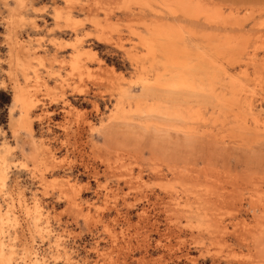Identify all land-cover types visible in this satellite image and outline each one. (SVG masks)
Instances as JSON below:
<instances>
[{"label":"rangeland","instance_id":"374dc122","mask_svg":"<svg viewBox=\"0 0 264 264\" xmlns=\"http://www.w3.org/2000/svg\"><path fill=\"white\" fill-rule=\"evenodd\" d=\"M18 2L0 0V237L14 262L264 264V0ZM69 6L77 35L54 33ZM185 6L220 11L236 48L213 49ZM156 20L183 34L151 52ZM191 69L195 89L170 86ZM16 85L43 103L31 132Z\"/></svg>","mask_w":264,"mask_h":264},{"label":"bare ground","instance_id":"6f19581e","mask_svg":"<svg viewBox=\"0 0 264 264\" xmlns=\"http://www.w3.org/2000/svg\"><path fill=\"white\" fill-rule=\"evenodd\" d=\"M20 3H22V0H18ZM69 1V0H67ZM145 2H148L150 0H144ZM17 2V1H16ZM17 3V4H20V3ZM18 8V7H17ZM193 9H197V11L193 10ZM184 10L185 12H188V16L190 14H194V13H197L199 14L197 17H196V21L197 22H201V25L204 24L207 28H209L208 30H210L211 32H208V33H205V37L211 41V40H214L213 44L215 45L214 47H212L213 49L217 50V51H221L223 48H227V49H235L236 48V41L234 39H228L227 41H223V34L224 33H227V32H231V30H236L233 26H229L227 21L223 18V16H221V12L220 11H214L212 8H209V7H189L188 6H185L184 7ZM73 12H74V9H71V7L69 6L68 8V11L63 15L61 14L60 12H57L56 13V28L54 29V33H59L61 35H67V34H73V35H77V32H78V29L75 25V22L73 20ZM157 14V13H156ZM62 17L64 18L65 20V25L64 26H60L59 23H58V20L62 19ZM188 19V18H186ZM32 22V21H31ZM36 24V23H35ZM32 25V24H31ZM172 25V24H171ZM11 26V25H10ZM30 26V25H29ZM34 26V24H33ZM39 27V26H37ZM164 27V28H163ZM167 24H165V26H161V23L159 20H156L154 21L153 23L151 22V24L149 25V27H147L148 31L150 32V38L149 39H145V37L147 38L148 36L144 35L142 37H144L143 40H145V45L146 47L149 49V51H154V48L156 47V41L158 39V43L161 42V41H167L169 38H170V35L168 32L165 31V29L167 28ZM173 27V26H172ZM176 27H174L175 29ZM173 29V28H172ZM173 29V30H174ZM177 29V28H176ZM178 30V29H177ZM180 30V29H179ZM178 30V31H179ZM181 31V30H180ZM177 32V31H176ZM180 32H177L175 33V36L173 38H170V40L174 43V41L178 38H180L181 36H179L180 34H183V33H180ZM142 35V34H141ZM172 37V35H171ZM169 41V40H168ZM177 41V40H176ZM21 42V41H20ZM19 41H16V46L14 47L15 49H23L25 50L26 49V52L24 53L26 55V57H29L31 56L30 53H29V48H26V45L24 44H21ZM164 42V43H165ZM212 42V41H211ZM162 44V43H161ZM163 45V44H162ZM176 45V44H175ZM68 46V45H67ZM164 46V45H163ZM13 47V46H12ZM168 47V46H167ZM59 48L60 50L61 49H66V46H64L62 43L59 44ZM73 51L77 48H72ZM165 50V48H162ZM167 49V48H166ZM12 50V49H11ZM179 50V49H178ZM176 50V47L174 46V44L172 45V48L168 51H166V53L170 56L168 58V62L170 65H175V64H178V59H177V56L179 55V53L181 51H178ZM14 51V50H13ZM13 51H12V54H13ZM10 52V51H9ZM17 53V50L14 51ZM32 52V51H30ZM165 52V51H163ZM10 55V59L12 58L11 56L13 55ZM15 54V53H14ZM29 55V56H28ZM73 55V54H72ZM94 55V59H95V54L93 53ZM17 55H14V60L16 58V62L17 64H19L20 62V58L17 56ZM74 57V62L78 63L79 62V59L81 57V53L80 51H78L77 53L75 52V55L73 56ZM205 57H203L204 59ZM9 60V59H8ZM12 60V59H11ZM12 64V62H10ZM74 64V63H73ZM15 65V64H14ZM193 68V67H192ZM194 69V68H193ZM205 69V68H204ZM206 72V76H207V79L209 78H213L215 77L214 75L210 74V75H207V71ZM193 74L192 73V69L191 70H187V71H181V72H178L177 74H174L173 76V79H174V82L171 83L170 86H173L174 88H178V89H195V82H194V79L193 78ZM172 79V80H173ZM212 80V79H211ZM210 80V81H211ZM209 81V80H208ZM166 85H169V84H166ZM17 86V85H16ZM21 86V85H20ZM15 90V100L16 102L18 103H21L22 105V114H21V118L19 119V122L20 124L22 125H25L26 128L31 132L33 129H32V123L29 122V117L30 115L34 114L35 111H37L39 109V105L40 104H43V103H40L41 101L39 100H35L33 98V96L31 95H27L24 93V90L17 86ZM171 90V89H170ZM32 93V92H31ZM67 102H65L64 107H66L67 105ZM64 110V109H63ZM45 115H48V111H45V110H42V113H40L39 115H37L38 119L39 120H42L43 116ZM16 125V123H14ZM18 124V123H17ZM55 159V158H54ZM8 160L7 158L2 154H0V190L1 189H4L6 186H7V183H8ZM68 183V182H67ZM70 188H72L70 186ZM75 190V189H74ZM73 188H72V191H74ZM4 192V191H3ZM62 193V192H61ZM64 195H65V192H63ZM68 194L66 193L65 196H67ZM69 196V195H68ZM75 197V196H74ZM73 196H71V198L69 200H72L71 202L73 203ZM74 201H75V198H74ZM75 203V202H74ZM73 203V204H74ZM78 204V202H77ZM79 205V204H78ZM81 206V205H80ZM79 206V207H80ZM11 206H6V207H3L0 203V236L1 234L5 233V224L6 222L8 221V218L9 215H10V208ZM27 207V206H26ZM7 208V209H6ZM30 207H28L29 209ZM30 210V209H29ZM32 210V209H31ZM27 210L28 214L29 212H31ZM38 210V206H36V211ZM37 217V216H36ZM142 217V216H141ZM12 219V218H11ZM16 220V219H14ZM34 220V219H33ZM32 220V221H33ZM37 220V219H36ZM9 223V222H8ZM8 239V238H7ZM9 240V239H8ZM1 237H0V264H16L13 260V257H12V253H8L5 251V246H4V243L1 242ZM9 242V241H8ZM11 248V247H10ZM9 248V249H10ZM12 249V248H11ZM14 254V253H13ZM35 261L38 262V263H43L41 262L39 259H37L36 256L34 257H31V261ZM45 264V263H43Z\"/></svg>","mask_w":264,"mask_h":264}]
</instances>
